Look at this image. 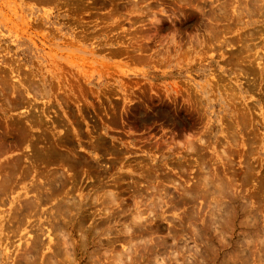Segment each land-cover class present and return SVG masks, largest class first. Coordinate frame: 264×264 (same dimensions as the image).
Returning <instances> with one entry per match:
<instances>
[{
	"label": "rangeland",
	"instance_id": "374dc122",
	"mask_svg": "<svg viewBox=\"0 0 264 264\" xmlns=\"http://www.w3.org/2000/svg\"><path fill=\"white\" fill-rule=\"evenodd\" d=\"M187 1L0 0V264H264V0Z\"/></svg>",
	"mask_w": 264,
	"mask_h": 264
},
{
	"label": "bare ground",
	"instance_id": "6f19581e",
	"mask_svg": "<svg viewBox=\"0 0 264 264\" xmlns=\"http://www.w3.org/2000/svg\"><path fill=\"white\" fill-rule=\"evenodd\" d=\"M186 1H187V0H186ZM187 2H188V1H187ZM189 2H190V1H189ZM254 2H255V1H254ZM182 3H183V2H182ZM255 4H256V3H255ZM223 9H224V8H223ZM225 20H226V19H225ZM29 124H30V123H29ZM38 159H39V158H37V160H38ZM37 160H36V161H37ZM33 161H34V160H33ZM33 165H34V164H33ZM31 166H32V165H31ZM204 166H205V165H204ZM147 167H148V166H147ZM12 169H13V168H12ZM8 173H9V172H8ZM12 174H13V173H12ZM55 174H56V173H55ZM61 174H62V173H61ZM5 176H6V175H5ZM57 176H59V175H57ZM60 176L63 177L62 175H60ZM215 177H216V176H215ZM7 178H8V177H7ZM48 178H49V177H48ZM51 178H52V177H51ZM203 178H205V177H203ZM210 178H211V177H210ZM217 178H218V177H217ZM205 179H206V178H205ZM205 179H204V180H205ZM52 180H53V179H52ZM219 180H220V179H219ZM219 180H218V181H219ZM3 181H4V178H3ZM214 181H215V180H214ZM216 181H217V180H216ZM221 182H222V181H221ZM206 183H207V182H206ZM42 184H43V183H42ZM217 184H218V183H217ZM217 184H216V186H217ZM218 185H219V184H218ZM230 185H231V184H230ZM18 186H19V185H18ZM202 186H203V185H202ZM226 186H227V185H226ZM5 187H6V186H5ZM38 187H39V186H37L36 188H38ZM219 187H220V186H219ZM0 188H4V186H3V187H0ZM217 188H218V187H217ZM220 188H221V187H220ZM30 189H31V188H30ZM0 190H1V189H0ZM2 191H3V190H2ZM158 194H159V193H158ZM1 195H2V194H1ZM26 195H27V194H26ZM110 195H111V194H110ZM112 197H113V196H112ZM33 198H34V197H33ZM47 198H48V197H47ZM195 198H196V197H195ZM212 198H213V197H212ZM31 200H32V199H31ZM39 200H40V199H39ZM63 200H64V199H63ZM72 200H73V199H72ZM72 200H71V201H72ZM146 200H147V199H146ZM154 200H155V199H154ZM51 201H52V200H51ZM68 201H69V200H68ZM24 202H25V201H24ZM24 202H23V203H24ZM69 202H70V201H69ZM112 202H113V201H112ZM153 203H154V202H153ZM46 204H47V203H46ZM150 204H151V203H150ZM74 205H75V204H74ZM147 207H148V206H147ZM221 208H222V207H221ZM69 210H70V209H69ZM67 211H68V209H67ZM70 211H71V210H70ZM54 212H55V211H54ZM60 212H61V211H60ZM63 212H64V211H63ZM71 212H73V211H71ZM105 212H106V211H105ZM57 214H58V213H57ZM138 214H139V213H138ZM138 214H137V215H138ZM141 214H142V213H141ZM43 217H44V216H43ZM54 217H55V216H54ZM58 217H59V216H58ZM67 217H68V216H67ZM46 218L48 219V217H46ZM53 219H55V218H53ZM137 219H139V217H138ZM137 219H136V220H137ZM49 220H50V219H49ZM57 221H58V220H57ZM139 221H140V220H139ZM50 224H51V223H50ZM43 226H44V225H43ZM45 226H46V225H45ZM49 226H50V225H49ZM60 227H61V226H60ZM95 229H96V228H95ZM196 229H197V228H196ZM47 230H48V229H47ZM56 231H57V230H56ZM61 231H63V230H61ZM130 231H132V230H130ZM50 232H51V230H50ZM194 232H195V231H194ZM65 233H66V232H65ZM107 234H108V233H107ZM128 234H129V233H128ZM65 236H66V235H65ZM141 236H142V235H141ZM63 239H64V237H63ZM134 239H136V238H134ZM126 240H127V239H126ZM55 242H56V241H55ZM66 243H67V242H66ZM250 243H251V242H250ZM63 244H65V243H63ZM38 245H39V244H38ZM128 245H129V244H128ZM128 245H127V246H128ZM255 246H256V245H255ZM34 247H35V246H34ZM130 247H131V246H130ZM64 249H65V248H64ZM64 249H63V250H64ZM35 250H36V249H35ZM40 250H41V249H40ZM40 250H39V251H40ZM60 250H61V249H60ZM124 250H125V249H124ZM132 252H133V251H132ZM193 252H194V251H193ZM53 253H54V252H53ZM66 253H67V252H66ZM129 253H130V252H129ZM64 254H65V253H64ZM57 255H59V254H57ZM26 256H27V255H26ZM34 256H35V255H34ZM49 257H50V256H49ZM63 257H64V256H63ZM121 257H123V256H121ZM50 258H51V257H50ZM162 258H164V257H162ZM56 259H57V257H56ZM27 260H28V258H27ZM49 260H50V259H49ZM49 260H48V261H49ZM125 260H126V259H125ZM194 260H195V259H194ZM29 261H30V260H29ZM55 261H56V260H55ZM155 261H156V260H155ZM117 262H118V261H117ZM126 262H127V261H126ZM54 263H55V262H54ZM113 263H114V262H113ZM113 263H112V264H113ZM159 264H160V263H159Z\"/></svg>",
	"mask_w": 264,
	"mask_h": 264
}]
</instances>
